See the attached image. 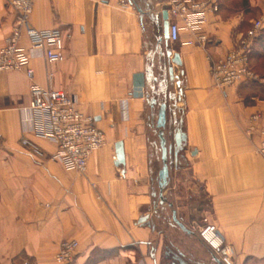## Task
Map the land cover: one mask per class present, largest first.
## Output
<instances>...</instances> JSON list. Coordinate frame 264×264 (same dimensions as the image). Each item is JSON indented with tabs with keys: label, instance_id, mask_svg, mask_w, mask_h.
<instances>
[{
	"label": "crops",
	"instance_id": "1",
	"mask_svg": "<svg viewBox=\"0 0 264 264\" xmlns=\"http://www.w3.org/2000/svg\"><path fill=\"white\" fill-rule=\"evenodd\" d=\"M9 1L0 0V47L16 19ZM171 1L34 0L31 25L63 32L65 60L50 64L36 51L32 79L25 69L0 73V264H57L64 240L79 244L73 264H224L199 235L205 222L216 227L232 264H264V158L257 152L264 114L248 132L263 109L264 76L221 89L209 72L244 35L248 9L264 7V0L240 11L222 0L204 27L206 44L188 31L176 43L165 40L162 13ZM22 45L30 48L26 38ZM168 50L179 54L181 66L166 57ZM137 74L146 76L143 98L133 97ZM32 84L75 96L105 133L84 174L53 161L55 146L26 121ZM162 103L168 146L176 130L186 134L181 157L170 156L174 182L189 171L208 200L195 217L170 188L164 204L154 190ZM120 141L125 165L116 167ZM173 210L190 233L173 221Z\"/></svg>",
	"mask_w": 264,
	"mask_h": 264
},
{
	"label": "built area",
	"instance_id": "2",
	"mask_svg": "<svg viewBox=\"0 0 264 264\" xmlns=\"http://www.w3.org/2000/svg\"><path fill=\"white\" fill-rule=\"evenodd\" d=\"M126 1L122 0V3L125 4ZM220 1L172 0L167 9L168 16L173 19L169 23L170 42L176 43L179 41L181 31H188L196 34L200 44H206L208 37L204 33V27L209 17L220 11ZM9 6L15 12L16 19L11 34L0 47V73L25 69L28 77L32 79L34 71L29 64L36 51L41 52L50 64L63 62L65 60L63 32L58 29L37 30L30 23L34 0H10ZM263 28L264 18L252 22L249 30L223 58L210 63V77L216 87L225 89L259 80L251 68L250 54L254 40ZM23 38L27 39L30 48L22 45ZM30 96L26 121L35 136L55 146V151L51 155L53 161L60 163L67 171L84 174L91 156L106 143V135L97 127L94 117L81 111L77 98L62 90L32 84ZM263 114L264 104L262 111L251 117V126L248 129L250 134L256 130V124ZM259 135L257 152L264 158V128L259 130ZM23 144L28 145V142L24 141ZM34 151L36 154L40 153ZM199 234L215 253L221 254L224 264H232L228 257L229 250L214 225L205 222ZM78 248L79 244L75 240L62 241L55 262L73 264Z\"/></svg>",
	"mask_w": 264,
	"mask_h": 264
},
{
	"label": "water",
	"instance_id": "3",
	"mask_svg": "<svg viewBox=\"0 0 264 264\" xmlns=\"http://www.w3.org/2000/svg\"><path fill=\"white\" fill-rule=\"evenodd\" d=\"M168 11L165 10L162 13L163 18V30H164V38L166 41L169 40V21H168ZM167 58H171V62L177 66H181L182 62L180 59L179 54L173 53L171 50L165 52ZM168 73L170 79H174V70L172 67L168 68ZM146 87V76L145 74H137L133 77V97L134 98H143L145 97L144 88ZM147 98V97H146ZM147 102L149 105L154 108L157 105V100L155 98H147ZM166 109L167 106L165 103L160 104V109L158 111L157 120H156V129L158 134V143L161 153V162L162 167L158 173V188H159V199L160 204H164V196L163 192L168 186L169 183V162L170 156L173 154L174 161L177 162L179 157H181V153L184 150V146L186 143V134L178 129L174 133V146H168L167 141V133H166V126H167V116H166ZM115 166L120 167L125 165V154H124V145L123 142H117L115 144ZM156 195V194H153ZM173 221L179 226L183 231L190 233V231L184 226V224L177 218V213L173 210ZM147 216L140 219V223L146 222ZM175 260V259H174ZM186 264L183 261L175 260L172 264Z\"/></svg>",
	"mask_w": 264,
	"mask_h": 264
},
{
	"label": "rangeland",
	"instance_id": "4",
	"mask_svg": "<svg viewBox=\"0 0 264 264\" xmlns=\"http://www.w3.org/2000/svg\"><path fill=\"white\" fill-rule=\"evenodd\" d=\"M250 0H225L229 6L234 7L235 10L240 11L245 8L246 5H249ZM264 5V4H263ZM261 18H264V7H251L248 9V13L246 14V19L248 23L244 26V32L249 30L252 22L259 20ZM246 21V22H247ZM255 51L258 52V54H262V56L256 57L252 59L253 65L256 66V70H260L259 76H264V49L260 51V49L257 47L255 48ZM257 70V71H258ZM260 79V78H259ZM167 133V131H166ZM168 137V133H167ZM154 140H157V136H152ZM159 153V151H158ZM161 162L157 161L156 164L153 166L152 170L154 172V177L158 179L157 173L161 169ZM177 174L174 169H171L169 172L170 179L172 178L171 184H169L167 188H170L169 190L172 193V199H174L175 195H179L180 198L177 199V203L180 207H186L189 213H193L192 216L195 217V212L197 213L198 209L205 208L207 206L208 200L206 199V196L203 192L202 185L198 182L194 181L191 176L190 172L186 171L185 177H183V181L177 183L174 182V176ZM154 190L156 192H159L158 184L157 182L154 185ZM175 201V200H174ZM200 235V234H199Z\"/></svg>",
	"mask_w": 264,
	"mask_h": 264
},
{
	"label": "trees",
	"instance_id": "5",
	"mask_svg": "<svg viewBox=\"0 0 264 264\" xmlns=\"http://www.w3.org/2000/svg\"><path fill=\"white\" fill-rule=\"evenodd\" d=\"M221 6H222V0L220 1V10H221ZM257 47L260 49V51H261V49L262 50L264 49V28L261 30L260 35L254 40L253 46L251 48V54H250V57H251V68H252V70L255 73H256L255 66L253 65L252 59L254 58V56L259 57V58L262 56V54H260V53L258 54V52L255 51V48H257ZM256 74L259 75V72L256 73ZM257 82H259V80L258 81L248 82V83L254 84V83H257Z\"/></svg>",
	"mask_w": 264,
	"mask_h": 264
}]
</instances>
